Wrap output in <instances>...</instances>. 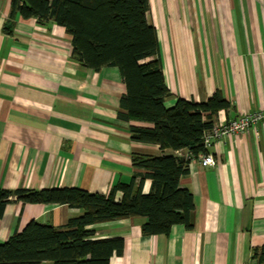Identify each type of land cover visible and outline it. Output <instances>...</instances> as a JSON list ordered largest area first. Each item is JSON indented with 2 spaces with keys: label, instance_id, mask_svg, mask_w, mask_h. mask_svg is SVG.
<instances>
[{
  "label": "crops",
  "instance_id": "crops-1",
  "mask_svg": "<svg viewBox=\"0 0 264 264\" xmlns=\"http://www.w3.org/2000/svg\"><path fill=\"white\" fill-rule=\"evenodd\" d=\"M12 2L0 0L1 188L79 187L109 194L133 180L135 153H173L132 139V125L152 124L119 117L127 87L118 67H85L73 57L65 27L20 14L10 20ZM149 3L147 17L158 31L171 90L167 107L179 98L203 102L217 91L230 107L214 123L264 107V0ZM209 151L216 165L193 162L181 177V186L194 194L190 226L147 235L144 216L90 226L96 238H124L123 253L110 264H264V123L216 141ZM151 187L146 179L143 192ZM122 197L119 191L117 200ZM83 213L67 204L14 199L0 218V243L31 220L62 227Z\"/></svg>",
  "mask_w": 264,
  "mask_h": 264
},
{
  "label": "trees",
  "instance_id": "trees-1",
  "mask_svg": "<svg viewBox=\"0 0 264 264\" xmlns=\"http://www.w3.org/2000/svg\"><path fill=\"white\" fill-rule=\"evenodd\" d=\"M149 7V0H13L10 20L20 14L35 17L40 23L54 21L72 35L73 57L82 65L95 71L118 67L127 87L119 117L152 124L132 125V139L158 144L163 151L173 153H135L133 180L118 184L109 194L79 187L15 191L0 187V218L14 199L84 210L62 227L31 220L22 231L0 243V264H41L47 260L55 264H110L113 255L123 253L125 240L96 238L91 225L144 216L143 232L147 235L167 234L176 224L190 226L194 194L180 181L190 172L191 163L185 154L174 152L188 149L195 156L207 152L204 133L230 102L217 91L203 102L179 98L173 107L165 105L171 90L165 79L158 31L147 17ZM149 58L152 60L146 61ZM146 179L152 180L149 193L143 192ZM119 191L123 193L121 200L116 198Z\"/></svg>",
  "mask_w": 264,
  "mask_h": 264
},
{
  "label": "built area",
  "instance_id": "built-area-1",
  "mask_svg": "<svg viewBox=\"0 0 264 264\" xmlns=\"http://www.w3.org/2000/svg\"><path fill=\"white\" fill-rule=\"evenodd\" d=\"M259 123H264V107L255 111L242 113L230 120L219 116L218 121L214 123L213 127L204 133L203 144L207 152H202L198 156L189 152L186 156L190 160V163L199 161L203 166H214L218 161L209 149L216 141H224L233 135L243 134Z\"/></svg>",
  "mask_w": 264,
  "mask_h": 264
}]
</instances>
